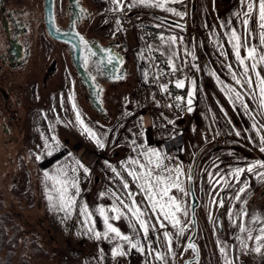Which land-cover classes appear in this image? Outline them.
Listing matches in <instances>:
<instances>
[{
    "label": "rangeland",
    "instance_id": "obj_1",
    "mask_svg": "<svg viewBox=\"0 0 264 264\" xmlns=\"http://www.w3.org/2000/svg\"><path fill=\"white\" fill-rule=\"evenodd\" d=\"M103 3L105 4L104 0ZM170 6L187 13L183 19L187 23L186 29L181 30L166 24L164 28L155 27L154 25L160 21L154 19V16L148 12L174 16L160 9L134 7L130 10L114 12L110 10L115 8L112 0H106V13L100 24L101 29H97L96 34L102 41H106L114 32L119 33L124 43L122 51L125 63L129 73L131 72L130 84L128 76H126L124 81L118 82L125 84L121 87L120 85L110 87L108 84L110 78L107 77L106 88L110 87L108 97H105L108 108L107 118L101 116L98 111L85 102L80 94L79 81L75 77L76 75L73 76L74 73L62 77L61 72L60 74L56 73L45 82L44 80L47 78L44 75L45 68H41V70L33 72L26 84L24 83L22 99L20 83L19 86L15 83L9 86L12 92L17 88L14 93L20 99L17 107L14 106V102L10 105V112L13 116L11 121L5 119L7 112L3 109L0 97V199L6 208L14 209L12 211L23 217L29 227H34L32 225L35 222L34 218L44 216L42 212L40 213L36 207L21 211L17 205L13 206L11 197L13 195L21 196L26 189L34 186L33 183H37L39 177L44 206L48 210L49 219L58 240L57 244L54 243L57 247V255L53 260L35 253L30 241L32 237L23 239L17 248L18 262L16 264H125L126 256L117 258L111 256L112 244L107 241H95L81 234L80 224L77 222L75 213L72 219L62 220V214L54 213L49 209L45 196L43 173L45 171L54 173L60 167L71 168L79 160L90 170L89 175H85L82 169L79 170L82 189L80 202H87L90 207H94L97 203L110 205L111 199L109 197L100 199L99 193L110 187L118 188V183H114L110 179L113 174L104 162L107 160L119 169L121 161L134 155L130 142L136 137H139L138 143L142 142L147 147L156 148L166 153L171 157V160L166 163L169 166H172L173 161L179 163L186 174L189 172L194 158L199 154L195 170V186L201 201L197 210V241L201 249V264H224V257L220 254L217 245L218 239L227 243L230 259L236 252L239 254V262L245 255L247 259H252L256 264H264V254L241 248L239 240L236 239L240 235L238 228L232 227L228 216V209L233 205L237 209L242 207L234 199L235 191L240 185H235L231 191L226 189L220 193L218 198H225V206L219 208L211 203L216 193L213 192L208 179L209 172L223 173L230 168L243 167L254 160L264 159V154L260 153L258 148L246 138L249 135H255L251 130L253 121L250 114L245 112L239 104L234 108L225 94L221 92L215 77L211 75L215 71L222 81L232 83L231 76L224 65L231 62L235 66L234 56L227 43L225 35L227 29L222 28L221 24L231 21V25L243 33V26L240 23L243 18L241 0H183L182 4H171ZM147 10L148 12H145ZM236 13H240V16L237 17ZM118 19L120 20L119 25L117 24ZM95 28L92 25L89 33H94ZM118 28L121 30L118 31ZM161 32L165 37L169 35L183 37L182 44L178 39L177 44L173 46L178 53L176 63L182 71L175 75H163L156 79L155 77L159 73L154 67L155 64H159L164 72L169 71L164 63L165 57L160 56L158 51H149L150 45L153 49L161 46V41L158 38ZM253 42L258 43V40ZM220 43L224 44V50L229 53L228 61H225L224 57L220 55L218 50ZM185 48L195 54L196 61H192L191 56H185ZM43 62L47 63V60H43ZM191 63L198 64L200 71L192 68ZM144 68L146 71L143 70ZM145 72L148 74L147 77L144 76ZM176 78L185 79V88L175 87L174 80ZM42 79L43 84L41 85ZM192 79L196 80L197 91L192 104L193 111L189 112L186 102H178L175 97L179 95L185 97V100L187 99ZM57 83H59L58 86ZM161 84H168L167 93L161 91ZM73 93L85 123L93 128L98 136L104 137L106 134V147L99 150L98 154L99 163L87 165L80 155L79 151H83L82 147H86V144L93 149L98 147L88 138L87 134H82V128L76 123L72 102L69 100V96ZM61 100H63L62 106ZM245 100L249 103L250 108H256L257 100H249L247 97ZM221 107L223 111H221ZM20 115L22 117L19 119ZM4 121L7 122L8 130L4 128ZM108 129H112V131L109 132ZM180 131L186 134L184 146L176 152L166 151L163 145L164 139ZM235 131H240L241 135L237 137ZM52 135H55L59 140L60 148L57 149L53 144V154L49 156L46 154L43 144L44 137ZM151 140L153 141L151 142ZM36 154L41 155V160H36ZM183 179L187 187L186 177ZM245 179L248 180L250 187L242 199L247 200L248 212L264 215V197H259L264 181L247 173L241 177L242 181ZM84 183H100V185L90 192ZM174 194L185 202L184 206L188 210V217L182 216L181 219L190 220V196H181L178 192ZM229 196L233 199H228ZM210 213L211 220L209 219ZM218 213L222 214L225 229L223 233L215 224ZM233 219H236V215L233 216ZM117 226H121L120 222ZM97 227L100 230L103 227L98 217ZM167 230L172 233L176 231L170 225ZM191 231L192 226L178 241H173L175 257H168V264H180L186 257L191 256L190 250L184 251L185 242ZM162 232L163 230L159 229L157 232H150V241L146 244L151 242L153 248L158 247L161 252H167ZM255 234L253 233V235ZM247 243L249 249L255 246L254 241H247ZM79 246H81V250L78 254L75 256L69 254L70 249ZM100 249H103V259L99 258ZM5 253V250L0 252L2 256ZM157 264L160 262L157 261Z\"/></svg>",
    "mask_w": 264,
    "mask_h": 264
},
{
    "label": "snow or ice",
    "instance_id": "obj_2",
    "mask_svg": "<svg viewBox=\"0 0 264 264\" xmlns=\"http://www.w3.org/2000/svg\"><path fill=\"white\" fill-rule=\"evenodd\" d=\"M112 2L115 8L111 10L114 12L141 7L160 9L179 17L180 20H183L187 15V13L170 6L171 4H182L183 0H112ZM241 4L243 18L240 23L243 26V33L237 27H233L231 21L221 24L222 28L227 29L225 33L227 43L230 45L234 56L235 66L231 62L224 65L231 76L232 83L222 81L215 71L211 75L215 77L221 92L228 98L229 103L234 108L239 104L245 112L250 114L253 121L251 130L254 131L255 135H249L246 138L258 148L260 153L264 154V0H241ZM236 16L239 17L240 13H236ZM154 19L160 21V23L154 25L157 28H164L167 23L164 18L158 16L154 17ZM117 24H120L119 19ZM169 27H178L184 30V26L179 21H174ZM117 30L120 31L121 29L118 28ZM158 38L161 41V46L153 49L150 45L149 51H158L160 56L165 57L164 63L169 71L166 73L160 68L159 64H155L154 67L157 68L159 73L155 77L156 79L163 75H175V73L182 71L176 63L178 53L173 46L177 44L178 39L182 44L183 37L178 38L176 35L165 37L163 32H161ZM79 40L83 49L87 52L83 57V66L85 68L91 62L98 72L108 66H112L113 71H115L116 65L114 61L118 64L123 63L122 57L111 49H102L101 51L105 53L104 58L91 61V58L95 57L97 53L91 50L89 42L84 40L82 36L79 37ZM256 40H258V43L253 42ZM218 50L224 60L228 61L229 53L224 50L223 43L219 44ZM184 54L185 56H191L192 61L197 60L195 54L189 52L186 48ZM185 63L188 62L185 61ZM190 66L196 71H200L198 64L191 63ZM147 75V72H145L144 76L147 77ZM88 76L90 79L95 80V76L91 72L88 73ZM115 78L123 79L124 74L121 73ZM190 83L191 87L187 92L186 100L185 97L179 95L175 97L178 102H186L189 112L193 111L192 104L197 91L196 80L192 79ZM174 84L176 88L183 89L185 88V79L176 78ZM160 88L161 91L168 92V84H161ZM97 95H99V91ZM245 97L249 100H257L256 108H250ZM69 100L72 102L76 123L82 128V134H87L88 138L98 148L104 149L107 143L106 134L104 137L98 136L97 132L85 123L76 105L74 93L69 96ZM62 105L63 100H61ZM177 107H179V104H177ZM221 111H223L222 107ZM57 120L59 121L58 117ZM108 131L111 132L112 129H108ZM41 135L43 136V133ZM235 135L239 137L241 135L240 131H235ZM138 139L139 137H136L131 140L130 147L134 155H130L127 159L121 161L119 169L107 160L104 162L113 174L110 179L119 185L118 188L110 187L106 191L99 193L100 199H105V197L111 199L110 205L97 203L94 207H90L89 203L80 202L82 189L79 170L82 169L85 175H89L90 170L80 163L79 160L71 168L60 167L54 173L48 171L43 173L45 178V196L49 209L54 213L62 214V220L72 219L74 213L77 215L81 234L95 241H107L112 244L110 251L113 258L125 257L132 250L145 253L147 248V255L152 256L160 264H168L167 258L175 257L172 247L173 241H178L195 224L194 212L192 219H181L182 216L188 217V210L184 206L185 202L174 193L178 192L181 196L194 197V177L191 168L186 174L183 167L175 161H173L172 166H169L166 161L171 160L170 156L156 148L147 147L142 142L138 143ZM53 144L57 149L60 148V142L55 135L44 137L43 148L49 156L53 154ZM35 158L36 160H41V155L36 154ZM245 173L264 181V159L254 160L243 167L230 168L223 173L219 171L215 174L209 172L208 179L213 192L216 193L211 203L219 208H224L225 198H218L220 193L226 189L231 191L235 188V185H240L238 190L235 191L234 199L242 207L237 209L233 205L228 209L231 225L234 228H238L240 235L236 239L239 240L242 249L264 254V215L250 214L246 207L247 200L242 199L250 187L247 179L241 180ZM185 177L188 182L187 187L183 179ZM227 198L233 199L231 196ZM234 215H236V219H233ZM97 217L102 222V230L97 227ZM122 219L128 221L133 235L126 234L117 226ZM209 219H212L211 213L209 214ZM215 223L217 227L220 226L219 218H217ZM169 225L176 230L175 233L167 230ZM158 229L163 230V241L167 252H161L158 247L152 248L151 242L143 244L138 239V237L142 236L144 241H149V233L157 232ZM253 233L256 234L253 235ZM157 240H159V237H157ZM188 240L189 242L184 246V251L191 250L194 254L193 260L189 261L188 264H199V248L195 243L191 242V237ZM247 241H254L255 246L249 249ZM217 245L220 254L224 257V264H235V261L228 256L227 243L218 239ZM99 258L103 259V249H100Z\"/></svg>",
    "mask_w": 264,
    "mask_h": 264
},
{
    "label": "flooded vegetation",
    "instance_id": "obj_3",
    "mask_svg": "<svg viewBox=\"0 0 264 264\" xmlns=\"http://www.w3.org/2000/svg\"><path fill=\"white\" fill-rule=\"evenodd\" d=\"M46 1L0 0V97L3 109L7 112L5 119L9 121L13 119L10 112L11 103L14 102V106L17 107L20 100L17 98V94L14 93L17 88L13 89L12 92L9 86L20 83V86H18L22 88V90L20 89L22 99L24 83L26 84L33 72L39 71L41 68H45L44 75L47 77L44 80L45 82L56 73L60 74L61 72V77L74 73L73 76L76 75L75 77L79 81L80 94L90 106L92 92L88 86L89 79L87 77H89V72L95 76L96 83L104 90L102 96L104 105L106 103L105 97H108L110 91L109 88L118 85V81H108L110 87L106 88L107 77L118 75L121 67L119 70H116L115 67V71H113V67L108 66L98 72L90 62L88 67L85 68L83 57L87 52L81 44H79L81 49L80 59L78 58L75 61L74 48L67 42L49 35L46 29ZM105 4L103 0H53L54 21L57 28L67 32V37L73 41L76 40L74 31L80 33L84 40L89 42L91 50L97 53L96 58L92 57L91 61L98 60L101 54L105 55L101 51L102 49H111L115 53V51H122L124 45L118 32H114L106 41H102L96 34L97 29H101L100 24L106 13ZM92 25L96 28L94 33L91 34L89 30ZM47 57L50 59H46ZM43 60H47V63H44ZM114 64L117 65L115 61ZM79 72L82 76L84 75L85 82L82 81ZM59 82H61V79H59ZM58 85L59 83H57ZM21 117L22 115L19 119ZM3 124L5 130H8L7 122L4 121ZM259 196L262 195L259 194ZM138 239L142 241V238ZM232 242L234 245V239ZM231 259L235 261V264H239L238 253L234 252Z\"/></svg>",
    "mask_w": 264,
    "mask_h": 264
},
{
    "label": "trees",
    "instance_id": "obj_4",
    "mask_svg": "<svg viewBox=\"0 0 264 264\" xmlns=\"http://www.w3.org/2000/svg\"><path fill=\"white\" fill-rule=\"evenodd\" d=\"M21 196L11 197L13 206L21 211L36 207L44 216L34 218V227L27 225L25 219L14 209L6 208L0 203V252L5 250L4 256L0 254V264H16L18 262L17 248L23 239L31 238V244L35 253L46 259H55L57 255V236L54 232L46 206H44L42 187L38 177L37 183H33ZM36 191V192H35ZM27 225V227H26ZM35 235V237H33ZM59 255V254H58Z\"/></svg>",
    "mask_w": 264,
    "mask_h": 264
},
{
    "label": "water",
    "instance_id": "obj_5",
    "mask_svg": "<svg viewBox=\"0 0 264 264\" xmlns=\"http://www.w3.org/2000/svg\"><path fill=\"white\" fill-rule=\"evenodd\" d=\"M46 11H47V17H46V29L47 32L49 33V35L55 39L58 40H62L64 42H67L69 45H71L74 48L75 51V61L79 58L80 59V40L79 37H81V34L74 31V35L76 40H71L67 37V32H65L64 30H61L59 28H57L55 21H54V12H53V0H47L46 1ZM154 17H161L164 18L166 20V25H171L174 21H179L180 24H182L184 26V29L187 28V23L184 20H180L179 18L176 17H172L163 13H153ZM178 28V27H176ZM180 29V28H179ZM74 45H76V47H74ZM115 53L119 54L120 57H122L123 63L122 64H118L116 65V70H119V68L121 67V69L118 71V75H120L121 73L124 74L126 73V65L124 63V56L122 54V52L119 51H115ZM97 56V55H96ZM104 54H101L99 56V59L104 58ZM96 58V57H95ZM87 71V70H86ZM88 72V71H87ZM116 75V76H118ZM79 76L82 77V81L85 82L84 79V75L82 76V74L79 72ZM88 80V86L89 89L91 90L92 94H91V106L98 110L101 114L106 115V109L105 107H103L102 105V98H101V92H102V87L99 86L98 83H96L95 80L90 79L89 77H87ZM110 79H116L115 76H110ZM96 88V89H95ZM95 90V91H94ZM94 91V93H93ZM99 91V95H97V92ZM199 158V154H197V156L194 158L192 165H191V170H192V175L194 177L193 180V191L195 192V196L192 197L191 196V203H190V210H191V219L193 217V212L195 213V224L193 226V229L189 235V237L192 238L191 242L195 243L198 248H199V255H198V260H199V264H200V260H201V249H200V245L198 243V241L196 240L197 238V233H198V223H197V210L201 204V201L196 193V188H195V169H196V163L197 160ZM260 195H264V187L260 193ZM217 218H219V223L220 226L218 227V229L220 230V232H224V225H223V221H222V214H218ZM188 237V238H189ZM189 242V240L187 239L186 244ZM194 258V254L190 257L185 258L180 264H188L189 261H192Z\"/></svg>",
    "mask_w": 264,
    "mask_h": 264
},
{
    "label": "crops",
    "instance_id": "obj_6",
    "mask_svg": "<svg viewBox=\"0 0 264 264\" xmlns=\"http://www.w3.org/2000/svg\"><path fill=\"white\" fill-rule=\"evenodd\" d=\"M105 3H106V0H104ZM111 10V9H110ZM140 58V57H139ZM138 58V59H139ZM143 70L146 71V69L144 68ZM131 72L129 73V70H128V74L126 76H128V80H129V84H130V79H129V76H130ZM126 78V77H125ZM124 78V80H125ZM128 82V81H127ZM118 85L123 86L125 84H121L119 83ZM128 85V83H127ZM153 140H151L152 142ZM80 147V146H79ZM83 148V151H79L80 152V155L82 157V160L83 162L87 165H90V164H94V163H99L100 162V158H99V150L101 151V149L99 148H96V149H93L91 148L88 144H86V147H82ZM81 149V147H80ZM97 176H96V180H97ZM100 183H84V186H86L87 190H89L90 192L92 190H95L99 187ZM119 187V185H118ZM120 228L123 232H125L126 234H132V230L131 228L129 227V224H128V221L127 220H121L120 221ZM142 237V236H141ZM149 241H150V238H149ZM142 243H147L148 241H144L143 240V237H142ZM153 248V247H152ZM144 254V253H143ZM139 253L138 251L136 250H132L127 256H126V260H125V264H140L139 262ZM145 264H157V261L154 260V258L150 255H147V249L145 250Z\"/></svg>",
    "mask_w": 264,
    "mask_h": 264
},
{
    "label": "built area",
    "instance_id": "obj_7",
    "mask_svg": "<svg viewBox=\"0 0 264 264\" xmlns=\"http://www.w3.org/2000/svg\"><path fill=\"white\" fill-rule=\"evenodd\" d=\"M185 143V135L183 133H179L175 136L169 137L165 140L164 145L166 149L168 150H173L180 148L184 145ZM72 254H74L76 251L71 250L70 251ZM241 264H254L251 259H247V257H244L241 260Z\"/></svg>",
    "mask_w": 264,
    "mask_h": 264
},
{
    "label": "bare ground",
    "instance_id": "obj_8",
    "mask_svg": "<svg viewBox=\"0 0 264 264\" xmlns=\"http://www.w3.org/2000/svg\"><path fill=\"white\" fill-rule=\"evenodd\" d=\"M138 253H139L138 258H139L140 264H145V253L143 254V253H141L139 251H138Z\"/></svg>",
    "mask_w": 264,
    "mask_h": 264
}]
</instances>
